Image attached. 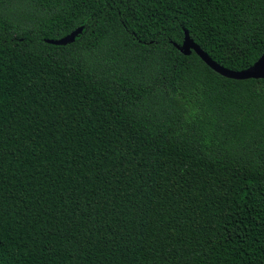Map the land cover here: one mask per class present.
Masks as SVG:
<instances>
[{
	"label": "trees",
	"instance_id": "16d2710c",
	"mask_svg": "<svg viewBox=\"0 0 264 264\" xmlns=\"http://www.w3.org/2000/svg\"><path fill=\"white\" fill-rule=\"evenodd\" d=\"M185 31L244 70L264 0H0V264H264V80Z\"/></svg>",
	"mask_w": 264,
	"mask_h": 264
},
{
	"label": "water",
	"instance_id": "95a60500",
	"mask_svg": "<svg viewBox=\"0 0 264 264\" xmlns=\"http://www.w3.org/2000/svg\"><path fill=\"white\" fill-rule=\"evenodd\" d=\"M82 32V27L75 29L70 34L55 40H47V43L63 46L74 41L77 35ZM184 39L180 45L174 44L177 50L183 55H190L194 52L210 69L217 74L234 80L246 79H263L264 80V52L261 56L248 68L241 71H233L220 66L213 61L194 41L189 37L187 31L184 32Z\"/></svg>",
	"mask_w": 264,
	"mask_h": 264
}]
</instances>
